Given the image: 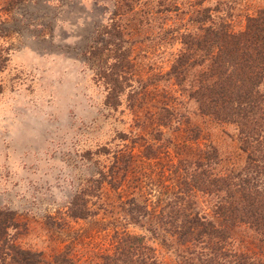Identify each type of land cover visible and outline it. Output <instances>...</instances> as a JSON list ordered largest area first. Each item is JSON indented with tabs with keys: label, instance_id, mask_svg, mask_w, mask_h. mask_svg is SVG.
I'll use <instances>...</instances> for the list:
<instances>
[{
	"label": "trees",
	"instance_id": "obj_1",
	"mask_svg": "<svg viewBox=\"0 0 264 264\" xmlns=\"http://www.w3.org/2000/svg\"><path fill=\"white\" fill-rule=\"evenodd\" d=\"M204 1H188L187 12L175 7L187 16L183 25L142 38L134 32L151 27L160 20L153 15L170 7L151 11L146 8L155 0H118L123 10L114 12L103 43L87 52L89 59L107 53L96 73L106 91L104 104L114 111L125 104L138 113L133 125L140 132L119 133L126 143L111 155L106 147L86 153L89 160L97 154L108 158L96 162L62 217L112 233L115 252L79 262L74 240L58 238L64 247L49 258L16 242L11 231L19 223L0 208V264H156L144 233L188 264H264V7L240 22L218 15L220 2L212 8ZM233 1H226L230 11ZM174 40L180 47L168 53L169 68L143 71L142 59ZM196 118L234 129L242 166L208 132L202 135ZM240 228L251 237L243 249L237 245Z\"/></svg>",
	"mask_w": 264,
	"mask_h": 264
},
{
	"label": "rangeland",
	"instance_id": "obj_2",
	"mask_svg": "<svg viewBox=\"0 0 264 264\" xmlns=\"http://www.w3.org/2000/svg\"><path fill=\"white\" fill-rule=\"evenodd\" d=\"M159 1L165 4L158 6ZM188 1L195 0L149 3L148 10H170L153 15L160 20L134 33L144 38L183 25L187 16H179L175 7L187 12ZM226 1L231 0H206L202 5L216 8L220 2L217 14H231L232 21L240 22L244 15L264 7V0H234L230 11ZM142 5L135 11L146 7ZM119 6L118 0H0V208L14 213L19 223L11 231L16 242L49 258L57 246L64 247L58 238L65 243L74 240L72 252L79 262H96L100 255L115 252L112 233L62 216L75 191L93 175L96 162L108 158L97 154L89 160L86 153L106 147L111 155L126 143L120 141L119 133L140 132L133 125L138 113L125 104L116 111L104 104L106 91L96 73L107 53L93 59L87 54L90 47L103 43L114 12L123 10ZM236 14L241 17L234 19ZM176 41H172L173 49L168 42L159 46L157 54L143 58V71H166L168 53L180 47ZM195 123L201 125L202 135L208 132L225 155L243 165L245 157L231 138L232 127L197 118ZM129 230L142 234L134 227ZM248 233L243 228L236 232L241 249L249 245ZM144 234L156 264H188L173 248ZM233 252L239 251L226 253Z\"/></svg>",
	"mask_w": 264,
	"mask_h": 264
}]
</instances>
